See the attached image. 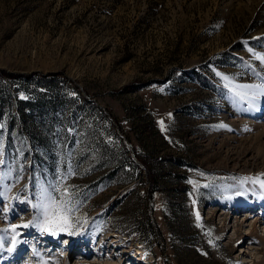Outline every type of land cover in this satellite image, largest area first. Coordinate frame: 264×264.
I'll return each instance as SVG.
<instances>
[{"label":"rangeland","instance_id":"1","mask_svg":"<svg viewBox=\"0 0 264 264\" xmlns=\"http://www.w3.org/2000/svg\"><path fill=\"white\" fill-rule=\"evenodd\" d=\"M261 56L264 0H0V73L69 80L30 137L0 77V264H264V103L230 91ZM41 187L69 230L33 226Z\"/></svg>","mask_w":264,"mask_h":264},{"label":"trees","instance_id":"2","mask_svg":"<svg viewBox=\"0 0 264 264\" xmlns=\"http://www.w3.org/2000/svg\"><path fill=\"white\" fill-rule=\"evenodd\" d=\"M216 66L224 65L222 63H214ZM5 73H0V77ZM10 78H20V89L18 92L22 93L23 97H17V117L22 122L21 130L26 131L30 137H34L37 132L45 131L48 135L53 128V125L59 123L62 107L68 103L65 100L62 91V86L68 83L67 79H60L58 75L40 74L31 75H5ZM23 79V80H22ZM140 87H133L135 92ZM19 96V95H18ZM1 100V99H0ZM69 104V103H68ZM3 107V101H0V110ZM1 115V112H0ZM1 124V121H0ZM1 126V125H0ZM46 128V129H45ZM43 129V130H42ZM132 166H137L132 162ZM154 190H151L149 196L152 197ZM114 205L108 210L110 213ZM150 231L153 232L150 221L148 220Z\"/></svg>","mask_w":264,"mask_h":264},{"label":"snow or ice","instance_id":"3","mask_svg":"<svg viewBox=\"0 0 264 264\" xmlns=\"http://www.w3.org/2000/svg\"><path fill=\"white\" fill-rule=\"evenodd\" d=\"M258 59L264 61V56ZM217 75L220 74L217 73ZM222 78L228 80L226 76ZM229 84H231V81H229ZM230 91L242 101L248 99L255 101L257 97H264V82L259 84H237L230 87ZM161 125L163 126L162 121ZM221 127H224V125H221ZM49 187H52V185H49ZM53 191L59 192L60 186H55ZM36 208L38 209V216L33 226L39 227L42 231L55 234L56 230L67 231L72 227L71 219L74 209L71 203V194L67 188L64 189L60 197H57L49 192L48 188L41 187ZM197 219L199 220V213H197ZM17 227L26 228L28 225H14L11 231L15 232ZM4 231L8 230L5 229ZM13 240H15V237H13ZM2 242L3 238H0V244Z\"/></svg>","mask_w":264,"mask_h":264},{"label":"bare ground","instance_id":"4","mask_svg":"<svg viewBox=\"0 0 264 264\" xmlns=\"http://www.w3.org/2000/svg\"><path fill=\"white\" fill-rule=\"evenodd\" d=\"M260 101L261 102H263L264 103V97H261L260 98ZM250 115H255V116H258L259 115V112L257 111V110H254L252 113H250ZM256 127H264V126H262V125H255ZM260 240L262 241V242H264V236H262V237H260ZM54 244H55V242H53ZM64 243H68V241H66V242H64ZM63 243H60L59 244V247H60V245L62 246V248H65L66 250H75L76 248L72 245V242H70V245H69V247H63V245H62ZM61 248V247H60ZM75 248V249H74ZM65 250V251H66ZM62 252H64V251H62ZM126 252V251H125ZM130 251H127L126 253H129ZM97 260V259H96ZM97 263H100V262H98V260H97V262L95 263V264H97Z\"/></svg>","mask_w":264,"mask_h":264},{"label":"water","instance_id":"5","mask_svg":"<svg viewBox=\"0 0 264 264\" xmlns=\"http://www.w3.org/2000/svg\"><path fill=\"white\" fill-rule=\"evenodd\" d=\"M82 89V88H81ZM120 131V130H119ZM126 143L128 144V141L126 140ZM136 164L140 166V163L135 159Z\"/></svg>","mask_w":264,"mask_h":264}]
</instances>
